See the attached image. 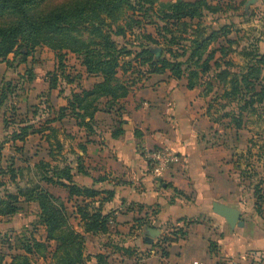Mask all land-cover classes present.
<instances>
[{
  "label": "trees",
  "instance_id": "1",
  "mask_svg": "<svg viewBox=\"0 0 264 264\" xmlns=\"http://www.w3.org/2000/svg\"><path fill=\"white\" fill-rule=\"evenodd\" d=\"M157 1L72 0L49 8V0H0V62L8 60L11 54L19 55L22 62H27L29 56L34 57L38 47L46 46L55 52L60 74H65L67 54L74 53L85 72L98 78L89 89L80 85L78 89H72L67 96V104L49 114L45 125L49 133L35 131L32 125L19 124L15 129V140H24L30 129L31 133L43 132L46 140L57 146V153L50 150V154L56 157L61 154L63 144L59 139V129L51 125L53 122L72 120L84 128L87 135L94 134L97 112L105 107L119 112L120 100L130 93L131 83L122 80L118 73L121 68H131L133 60L139 63L138 76L170 71L177 79L186 76L188 88L205 85L208 94L214 92L209 107L217 108L222 112L221 117L229 119L237 128L245 126V117L250 114L263 119L264 53L260 52L259 44L264 41V30L259 37H254L253 43L243 47L241 52L245 63L239 65L231 57L235 52L233 45L239 43L229 37L230 25L209 29L202 21L205 10L213 13L223 10V0H216L215 5L208 0L165 2L161 3L160 10H155ZM154 15L162 22V25L156 23L157 37L155 33L140 32L138 42L132 43L136 50L127 49L115 39V36H125L127 30L141 27L144 22L154 23ZM160 44H164L167 50L155 59L150 46ZM125 56L133 57L123 62ZM57 74L53 76L51 88L58 86ZM27 75L30 80L35 77L31 69ZM64 76L68 83L75 81L68 74ZM215 87L219 89L215 90ZM103 98L106 102L102 108ZM124 132L121 127L112 132V137L117 138ZM255 145L258 146L255 156L258 162H262L264 143L255 142ZM247 154H254L250 147ZM37 165L44 172L43 178L47 183L61 185L68 190L69 202L75 197L77 199L70 212L64 201L39 184L20 188L17 194L8 193V200L0 196V216L17 213L21 198L38 202L40 220L46 231L44 240L33 236L23 239V254L0 251V264H34L33 256L36 254L45 257L47 264H87L85 233H106L109 230L111 214L104 212L103 203L112 200L114 191H101L76 182L73 166L66 158L56 165L44 160ZM247 167L257 177L254 188L258 204L264 198L261 172H257L251 162H247ZM77 171L87 174L80 162ZM101 193L106 197L96 205L94 199ZM177 193L183 195L180 191ZM72 216L78 219L77 225L83 228V232L72 225ZM171 234L172 238L165 240H178L184 237L185 232L183 228H175ZM52 244L53 248L49 249ZM96 259L98 264H109L104 253H98Z\"/></svg>",
  "mask_w": 264,
  "mask_h": 264
},
{
  "label": "crops",
  "instance_id": "2",
  "mask_svg": "<svg viewBox=\"0 0 264 264\" xmlns=\"http://www.w3.org/2000/svg\"><path fill=\"white\" fill-rule=\"evenodd\" d=\"M83 72L94 78L93 84L98 80L84 68ZM121 79L131 83L130 93L120 100L119 112L101 104L105 108L96 114L94 134L87 135L69 120L86 134L71 150L76 155L70 160L74 179L114 191L112 200L103 203L104 212L111 214L109 230L85 233L87 264H98V253L106 254L109 264H222L225 257L238 258L241 264H264V198L257 204V177L247 167L254 161L252 154L243 159L234 155L244 141V126L237 128L217 108H210L214 92L208 94L203 84L188 88L186 76L177 79L166 71ZM66 104L67 98L61 106ZM121 127L124 134L112 137ZM159 148L181 157L160 176L162 182L146 157L148 150ZM79 162L87 174L77 171ZM260 178L264 191V172ZM103 197L105 193L94 203L99 205ZM215 202L240 210L244 225L232 227L214 211ZM175 228H183L184 237L165 240L172 238ZM88 236L92 251L87 248ZM138 251L144 252L139 260Z\"/></svg>",
  "mask_w": 264,
  "mask_h": 264
},
{
  "label": "rangeland",
  "instance_id": "3",
  "mask_svg": "<svg viewBox=\"0 0 264 264\" xmlns=\"http://www.w3.org/2000/svg\"><path fill=\"white\" fill-rule=\"evenodd\" d=\"M71 1L49 0L48 7L52 8ZM176 1L180 0H158L155 3V10H160L161 3ZM208 1L213 5L217 4L216 0ZM223 1V10L217 13L205 10L202 21L210 27L209 29H219L224 25H230L229 37L237 39L239 43V45H233L235 52L231 54V57L236 63L243 65L245 63L241 52L243 47L253 43L254 37H259L260 32L264 30V0H256L252 4H249V0ZM153 19H155L154 23L144 22L141 27L136 26L132 30H127L125 36H115V39L127 49L136 50L132 43L134 45L135 42H138L140 32L155 33L156 23L160 22L162 25L160 19L155 15ZM221 41L225 43L226 40L222 38ZM259 45L262 49L261 53H264V41H261ZM150 47L153 50L161 48V53L167 50L164 44ZM132 57L125 56L123 62H127ZM58 66L55 52L46 46L38 47L34 57L29 56L27 62H22L21 57L14 54H11L8 60L0 62V196L8 200L6 197L8 193L17 194L20 188L39 184L59 197L61 201H64L71 212V201L66 199L65 188L61 185L47 183L43 178L44 172L41 168L39 169L37 164L41 160L56 165L63 158L68 161L76 159V155L71 150L77 147V142L81 136H86L85 133L82 134V131L86 132V130H79L68 119L55 122L54 125L59 129V137L64 142V150L61 154L53 157L50 150L54 149L57 153L58 148L46 140L45 133L49 132L45 125H47L49 114L55 113L61 105L66 103V98L72 89H78V85L89 87L93 84L94 78H87L83 72V67L81 68L79 58L74 53H68L66 56L65 74H60ZM138 67V61L133 60L131 68L119 70V76L121 78H137L139 75ZM30 69L35 75L33 80L27 77V72ZM57 73H59L58 86L51 88L53 76L58 75ZM66 74L69 75L68 77L74 78L75 81L68 83L64 76ZM19 124L32 125V129L35 131L45 130V133H31L30 129L24 140H15L17 138L15 129H18ZM243 135L244 141H241L242 145L236 148L235 157L238 156V159H243L242 156L247 153V149L250 147L254 153L252 160L256 171L263 173L264 161L258 162V158L255 156L258 150L255 142L264 143V117L259 119L257 115L246 116ZM247 145L248 148L246 149ZM11 174L15 176L13 177ZM17 205L20 207L17 213L0 216V251L7 254H23V239H28L30 236L41 240L46 238V231L40 220L41 211L38 202L26 201L21 198ZM70 222L76 229L81 230L80 226L77 225L78 219L72 216ZM88 238L87 248L92 251V237L88 236ZM50 248H53V244ZM143 255L144 252L138 251L137 260L141 259ZM45 259L41 254L33 256L34 264H47L48 260Z\"/></svg>",
  "mask_w": 264,
  "mask_h": 264
},
{
  "label": "built area",
  "instance_id": "4",
  "mask_svg": "<svg viewBox=\"0 0 264 264\" xmlns=\"http://www.w3.org/2000/svg\"><path fill=\"white\" fill-rule=\"evenodd\" d=\"M146 157L152 173L157 177L162 176L171 165L181 162L180 155L176 151L168 148L148 150ZM222 264H241V262L235 257H225Z\"/></svg>",
  "mask_w": 264,
  "mask_h": 264
},
{
  "label": "water",
  "instance_id": "5",
  "mask_svg": "<svg viewBox=\"0 0 264 264\" xmlns=\"http://www.w3.org/2000/svg\"><path fill=\"white\" fill-rule=\"evenodd\" d=\"M255 1L256 0H249V4H252ZM153 52L155 53L156 59H158L160 57V55H161V48H156V49L153 50ZM157 180L159 182H162V178L161 177H159ZM213 209H214V211L217 214L225 217L227 219L228 223L232 227H235L236 225H238V226H243L244 225L243 221L241 220V212L237 208H234V207L222 204V203L215 202L214 206H213ZM152 231H156V230L153 229V228L150 230L151 235L155 236L156 234L154 232H152Z\"/></svg>",
  "mask_w": 264,
  "mask_h": 264
}]
</instances>
